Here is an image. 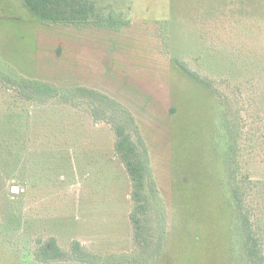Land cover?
<instances>
[{"label":"rangeland","instance_id":"374dc122","mask_svg":"<svg viewBox=\"0 0 264 264\" xmlns=\"http://www.w3.org/2000/svg\"><path fill=\"white\" fill-rule=\"evenodd\" d=\"M0 62L54 90L0 79V264H233L245 235L264 264V0H70L54 22L0 0ZM115 107L165 202L159 251L150 171L136 203Z\"/></svg>","mask_w":264,"mask_h":264},{"label":"trees","instance_id":"16d2710c","mask_svg":"<svg viewBox=\"0 0 264 264\" xmlns=\"http://www.w3.org/2000/svg\"><path fill=\"white\" fill-rule=\"evenodd\" d=\"M19 1L23 5V7L25 9H27L30 12V14L33 15L36 19H38L42 22H54L58 19V12H60V9L63 8L65 5H67L70 0H19ZM0 79L7 84L19 86L21 88L26 87L29 90L31 89L30 91L32 94H29V95L27 94L28 95L27 97L31 98V99L35 98L33 96H37L39 98L52 97L53 96V94H52V92H54L53 89L48 88V86L45 84L26 80L21 75L14 73L12 70H10V71L5 70L2 62H0ZM46 92H48V94H46ZM100 98L103 100L104 103H107V101L104 99L103 96H100ZM114 105L118 106L115 103H114ZM120 107L122 108V106H120ZM116 111H117V116L119 118H122V119L116 120L115 118H111V120L109 121L110 123H112V126L115 128V133L117 136L115 146H114L115 152L119 156V158L121 159L123 164L125 165L127 173L130 176V179L132 180V182H134L135 187L138 189V190H134L132 193L133 194L132 198L136 203H137V201L142 202L144 199V196H147L146 195V189H147L146 177H147V171L148 170L150 171L151 177L149 180L150 183L148 185H149V188L151 189V192H152L151 197H153V199L152 198L150 199V197H149V199H150V201L154 200V202L156 204L155 209L158 208L157 209L158 212L152 211V213H155V214L158 213V216L162 219L163 225L161 226L160 230H159V228H157V226L155 229H153V228L149 229L147 231V234L150 236V233L151 234L152 233L154 234L155 232L158 233V240L156 243V251H159L160 247L163 244L162 243L163 239H164L165 235L167 234V230H166L167 212H166L165 202L161 197L160 191L157 187V183H156L155 179L153 178V174L151 173L150 157L148 155V148H146L145 143H143L144 139L141 138L142 136L140 135V132L138 130V126L135 124V121H134L130 112H128L127 110L125 112V111L120 110L118 108H116ZM104 114H105V112H104ZM105 116H106V114H105ZM235 128H236L235 134H234V129H233V131H232L233 135L232 134H230V135H232L234 137L233 138L234 140L236 138L240 139L241 131L237 126H235ZM220 133H222V132H220ZM235 135H236V137H235ZM238 146H239V144H238ZM143 147L145 149L141 150V148H143ZM238 149L240 150V147ZM143 212H146V211H143ZM133 222L137 223L138 225L140 224V227H141L142 220L140 218H137L136 216L133 215ZM155 223H157V222H155ZM137 229H138V227H137ZM147 234H145V236H147ZM150 240H151V238L150 239L145 238L144 242H143L144 245L145 246L147 245L149 247ZM238 240H239L238 241L239 242L238 249L232 248V251H233L232 262H233V264H247V263L253 264L251 261V258H250L251 251L248 248L249 247L248 246V240H250V237L245 235V237H242V236L240 238L238 237ZM242 243H245V247H243V249H242ZM81 247L82 246L79 245V243H77L76 249L79 248V250L82 251L83 248H81ZM42 249L46 253L53 254L54 256H57V257L62 254V250L58 246L55 239H50L49 241L45 242L42 246ZM244 249L247 250L246 254H242L243 251H245ZM235 252H236V254H235ZM237 254L240 256H244V255L249 256L248 262L246 260H242V261L240 260V262H239ZM157 257L158 256L156 255L155 258H157ZM236 257H237V259H236ZM257 261H258V263H257ZM110 264H112V263H110ZM255 264H262V257H259L256 260Z\"/></svg>","mask_w":264,"mask_h":264},{"label":"water","instance_id":"95a60500","mask_svg":"<svg viewBox=\"0 0 264 264\" xmlns=\"http://www.w3.org/2000/svg\"><path fill=\"white\" fill-rule=\"evenodd\" d=\"M13 191H15V192H16V191H17V189H16V188H14V189H13Z\"/></svg>","mask_w":264,"mask_h":264}]
</instances>
